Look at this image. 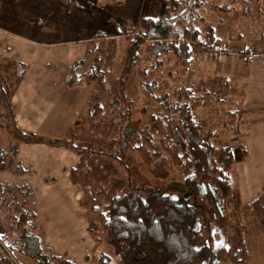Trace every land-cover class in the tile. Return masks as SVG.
<instances>
[{"label":"trees","instance_id":"obj_1","mask_svg":"<svg viewBox=\"0 0 264 264\" xmlns=\"http://www.w3.org/2000/svg\"><path fill=\"white\" fill-rule=\"evenodd\" d=\"M57 1L69 5L72 2L79 4L80 0ZM203 4V0H166L159 16L141 17L136 26L137 32L126 35L125 52L118 60L119 69L114 76L116 93L102 102L97 99L89 104L87 100L91 118L100 120L104 107L115 124L112 138V143L116 144L115 157L121 156L130 161L126 154L128 149L140 152L149 170L154 165L161 170V176L156 174L152 179L167 176L175 168L180 171L179 179L165 181L157 187L148 185L145 178H140L135 184H128L126 189L105 191L102 204H87L91 213L87 229L95 239V245L104 242L115 254L129 251L141 258L144 251L149 249L162 256V264H215L212 230L223 227L228 230L225 259L228 264H245L249 258L245 240L248 226L245 221H254L264 238V191L233 212L224 208V200L230 194V169L236 155H243L244 149L235 150L229 145L214 142L220 128L238 124L246 110L237 103H231L222 115L211 121H205L199 114L202 109L207 111L220 105L219 101L223 98L213 87L218 85V88L221 86L226 91L228 79L219 75L217 85L202 87L198 92L195 84L186 86L183 81L175 82L173 87L170 79L164 84L158 72L163 57L170 52L176 55L182 70L186 72L191 67L192 50L196 43L214 48L209 56L217 58L220 39L214 36L210 27L206 28L203 38H199L197 24L202 19L199 11ZM209 6L214 12L231 9L226 2ZM116 30L119 33L124 31L119 24ZM146 41L148 44L141 56L146 64L137 68V83L149 99L148 103L140 98L128 99L124 94L126 79L138 57L137 51ZM117 43L114 36L95 31L85 51V55H92L87 69L80 71L85 57L75 60L67 68L65 83L69 86L92 82L105 84V77L111 72L110 66L116 59ZM16 63V70L19 68V71H15L11 83L5 81L0 70V106L4 109L0 117L12 115L9 94L25 71L22 62ZM152 71L158 74L151 77ZM167 76L169 78L171 74ZM13 129L21 140L63 145L76 150L70 139L20 131L15 125ZM16 149L17 144L0 147V165L4 156H13ZM84 161L82 155L77 166L69 169V177L88 192ZM137 167L139 171L143 169L141 165ZM15 171H23L19 161H16ZM0 194L1 205H6L12 217L8 227L13 239L9 241V229L4 230L5 234L2 235L10 248L31 258L34 264H75L55 254L36 233V213L32 208L33 190L30 184L0 180ZM218 221H224V224L218 226ZM110 260L108 254L100 252L96 264H110ZM8 261H11L10 258Z\"/></svg>","mask_w":264,"mask_h":264},{"label":"rangeland","instance_id":"obj_2","mask_svg":"<svg viewBox=\"0 0 264 264\" xmlns=\"http://www.w3.org/2000/svg\"><path fill=\"white\" fill-rule=\"evenodd\" d=\"M98 1L102 2L103 0ZM98 1L80 0L79 4L72 2L69 5H65L57 0H0V19H7V28H0L1 31H6V33H3L2 35L0 34V50L3 52L5 47V49H8L6 50V53L11 56L0 60V63H2L0 65V70L7 83H11L13 81L15 76V72H13V70L19 71V68L16 70V62L22 61L16 60L17 58H12L20 56V52L18 51V55H16V51L12 49V45L8 43L9 41H7L6 38L16 35L24 36L26 38L30 36V38L26 39L25 43H31V41L39 40L43 34L38 33L36 26L40 24L38 19L42 20L43 12L45 10L47 12V9H50L48 11V13L50 12V15L54 14V17H57V21L53 22L55 23L56 30H58V36H67V29L70 28L69 30H73L76 28L79 30L82 29L83 35L89 36L91 34L90 37H92V33L95 30L94 26L104 24L102 22L107 18L111 20V22H109L110 27L109 29H104L106 31L101 30V32H103L105 36H114L118 42L115 52L116 59L110 66L112 67L111 72L105 77V84L92 82L88 84H80L81 86L74 85L65 90L60 89V83H58L60 74L58 71H60V73H63V71L65 72L67 70V62L64 58L59 57L60 54L57 49L58 46L47 48V56H44L47 58H45V61L40 62V65H42L41 67L45 69L48 68V73L50 74L46 83L44 82V84L41 85L38 84V89L40 88V91H36L31 102L32 105H37V103L40 102L38 112H34L32 109H28V112L33 116V123L37 128H41V130L43 129L44 132L49 133L50 135H62L63 137H66L63 139H70L73 142L76 146V150L69 149L63 145L56 146H62L74 151L77 154V162L75 166H77L79 158L84 155V164L87 167L86 174L88 176V181L86 182L88 192L86 190L84 191L83 187H81L78 182L71 181L70 177H68L70 180L66 179L64 176L62 177L60 172L56 173V176L58 177L56 180H45V178L52 176V173L50 172H38L37 175H32V173H30V176H27V179L31 180L33 185L36 184L39 186L36 188L32 187V208L37 213V216L34 219V223L36 225L35 231L43 239V242L47 247L51 246L57 250L55 251L49 247L55 254H57L56 252L61 251L59 254L66 259H71L73 263L75 262L76 264H96V257L100 252H104L110 256V264H162V256L149 249L144 251L141 258H138L133 256L129 251H123L120 254H115L113 249L104 242H97V245H95V239L87 229L91 217L87 204H102L106 196L105 191H118L119 189H126L128 188V184L138 182L140 178H145V183L153 187H157L160 183L165 181L180 178V171L178 168H175L173 171H170L167 176L152 179L156 174L161 176L160 168L154 165L151 169L154 172L149 170L147 166L148 163L143 159V157H141V153L132 149H128L126 152V154L130 157V161L121 156L119 158L115 157L113 152L116 149V144L114 145V143H112V138L115 135L113 128L115 124L112 123V118L108 116L104 107L100 112V120H95L88 114L89 104L94 103L97 99L101 102L103 100L106 101L108 98L113 97L114 93H116L114 76L119 69L118 60L125 52L124 45L126 44V35L131 34V32H137L135 31L137 28L136 26L141 18L140 17L136 20L137 18L133 15L136 12H139V14L141 13V15H156V13L149 12L147 10L149 4H153V0H142L139 2L140 7L139 5L135 7L136 12L134 14H131L132 12L130 13L131 22H129V18L125 16L122 10V4H117L115 6V1L113 2L112 0H108L111 4L109 5L110 8L106 14L100 8ZM203 1L204 6L199 11L202 19L200 20V24H197L200 31L199 38H203L206 28L210 27L211 31H213L212 24L207 23L205 19H217L212 21L213 25H216L214 27L215 31L218 30L221 32V34L216 32V36L219 37L224 34V38H221V41L222 43L224 41L227 44V47L220 45L219 49L222 48V50H217V58L212 59L209 54L213 53V51H210V49L206 48L204 45L196 43L194 49L192 50L193 60L190 65L191 67H189L186 72L182 70L176 55L170 52L163 57V63L161 64V68L158 69V72L161 73V78L163 79L162 82L164 84L168 79H170L173 87L175 82L183 81L186 86L189 84H195L194 87L197 88L196 90L198 92L201 91L200 88L202 87H212V85H217L216 82L219 81V75L226 76L228 79L226 82L228 83V86L227 84L225 86L227 88L226 91H223L221 86L218 88V85L217 87H213L215 89L217 88L216 90L219 91L223 98L222 101H219L220 105H216V108H208L207 111L202 109L199 113L202 114V118L205 121H208V119L211 121L210 119H215L218 115H222V113H224V109H226L229 104L237 103V105H239L238 102L232 100L233 98L235 99L236 96L234 97L229 93L230 87H233L231 84L232 80L226 74L228 72L230 75L228 71L229 63H217L216 65L213 64V62H215V60L222 55L223 57L238 56L240 48L239 44L243 43L241 41L239 42L240 39H244L245 42L248 37L249 40L246 41L248 43H245L247 45L251 44H249L250 39H259L264 41V0ZM222 2L228 3L231 9L226 12L215 11V14L213 13L215 16L218 15V17L223 16V20H221V17L220 19L217 17L213 18L214 15L209 13L214 11L211 10L209 4L214 3L219 5L222 4ZM157 4L159 6L158 11L161 14L164 10L166 0H157ZM70 6H72V12L66 13L64 10ZM60 7H64V9H61ZM127 8L129 7L127 6ZM203 16L206 18L204 19ZM229 20L230 24L228 23ZM50 21L52 22L51 18L50 20H46L45 23L49 24L48 22ZM131 23H134L135 25L132 26ZM27 24L29 28L26 26ZM117 24L123 27V33H119V31L116 30ZM224 24H226V28ZM85 28H88L87 31H84ZM1 31L0 33H2ZM27 33L28 35H26ZM79 35L80 34H76V36ZM88 40L86 41V49L88 47ZM54 42L56 43H49L52 45L60 44V41L58 40ZM34 44L37 45V43ZM147 44L148 41L143 43L138 49V57L131 67L124 86V94L126 98H140L145 103H148L149 99L142 92L137 83V68L146 64V62L142 60L141 56L144 53V48ZM26 54L33 58L31 54ZM21 57L26 59L24 51ZM31 57L30 60L27 61L28 64H32L37 61V59L31 60ZM91 58V54L85 55V63L81 67L80 71L83 72L87 69ZM22 63L25 65V69L22 68V70H26V64L24 62ZM158 72L152 71L150 76L154 77L158 74ZM168 74H171V77L169 76L168 78ZM40 83H43V81ZM83 94L85 95V99H89V104L87 100L84 103L82 102L83 105L80 103L79 99ZM50 95L53 96L52 100L55 97H58V99L52 101V108L55 106V109L51 113H47V110L45 109L44 114V112L40 110L41 108H44L45 103L42 97ZM68 97H72V102H69ZM207 97H209V95H207ZM66 107H69L70 112L63 110ZM70 108H72V110H70ZM2 110L3 109L0 106V112H2ZM66 113H71L73 117L68 118ZM45 116L46 119H43ZM7 118L1 119L2 124H0V143L4 145V148L10 147L11 144L19 145V142L21 141L18 134L14 131L13 125L11 124V126L9 124L10 119L8 118V120ZM40 120H44V122L42 124H38ZM49 120H52L55 124H50ZM240 120L242 119H239V122H241L239 124L232 123L225 128H220L219 135L214 138V142L229 145L235 150L242 148L244 139L243 133L245 131L246 123L245 121L243 122ZM67 123L70 124V126L68 125L67 130H64L61 134L55 132L54 127H65ZM244 154L240 155L239 153L236 155V161L233 163L229 172L230 194L224 200V208L226 211L233 212L239 206L243 205L242 201L238 200V197L240 188H245L246 183L240 181L239 174H242L245 171V168H247V171L251 170L252 174L256 173V176L264 175V166L262 167L263 164L260 162L261 157L252 158L250 155L246 160V156ZM26 156L28 158V154ZM13 158H16L15 154L13 156H4L3 165L1 164L3 166V170L0 168V176H2L0 180H5L4 178L12 180L13 182L21 180L18 179L17 176H13V166L15 162V159L13 160ZM118 159H120L121 162ZM32 162L34 163V161ZM36 162H39L38 166H41L43 163L47 164L46 161H43L41 165V161ZM246 162H248V165ZM253 163L254 165L252 166ZM139 165L143 166V169H140V171L137 167ZM80 175V177H83L82 174ZM234 176L238 178L236 181ZM258 190L261 191V189H256V191ZM200 202L203 203L202 200H200ZM207 205L208 203H206V206ZM9 212L10 210L6 208V205H1L0 203V264H8V262L9 264L10 262L15 264H34V261L31 258L20 255L14 249L9 247L7 239H3L4 237L2 238V235L5 234L4 230L7 231L10 228L8 226H10L9 222L12 220V217L8 215ZM51 218H55V220H53L54 222H52ZM245 223L248 226V232L245 240L248 243L249 255L248 261L245 264H264V238L254 221L246 220ZM217 224L218 226L222 225L224 224V221H218ZM212 231L214 240V257L216 259L215 264H228L225 259L228 246V230L223 227H219L217 229H213ZM8 232V235L10 236L9 241H11L13 236L10 229ZM9 258L11 261H8Z\"/></svg>","mask_w":264,"mask_h":264},{"label":"crops","instance_id":"obj_3","mask_svg":"<svg viewBox=\"0 0 264 264\" xmlns=\"http://www.w3.org/2000/svg\"><path fill=\"white\" fill-rule=\"evenodd\" d=\"M85 1H93V0H85ZM112 1L113 2L115 1V4H114L115 6L117 4L119 5L122 4V10L124 14L127 18H129L128 21L131 22L130 13L132 12L131 14H134L136 12L135 7L137 5H139L140 7L139 2H141L142 0H112ZM152 2L153 4L151 5L149 4V6L147 7V10L149 12L156 13V15L155 16L141 15V13L139 14V12H136L133 15L135 18H137L136 20H138L140 17H143V16L144 17H157L160 15L158 11L159 6L157 4V0H153ZM98 4H100V8L102 9V11L107 14L108 9L110 8L109 5L111 4V2H108V0H103L102 2H99ZM127 6L129 8H127ZM60 8L64 9V7H60ZM71 8L72 6L67 7V9H65L64 11L66 13L67 12L71 13L72 12ZM49 10L50 9H47V12L46 10L43 12L42 20L38 19V22L40 24L36 26L37 27L36 30L38 31V33H41L43 35H41L39 40H36L37 42L31 41V43H25L26 39L30 38V36L26 38L24 36L16 35L10 38H6V40L9 41L8 43L12 45V49L16 51L15 54L18 55L17 54L18 51L20 52L19 53L20 56H16L13 54L16 57H12V58L13 59L17 58L16 60H20L24 62L27 66V69L23 72L18 83L12 88L13 90L11 89L10 91L9 104H10V109H11V114H12L11 117H8L10 120L7 118V116H1L0 124H2L1 119L7 118L9 120V124L15 125L16 128H18L20 131H26V132L29 131V132H33L39 135H46V136L55 137V138H66V137H63L62 135H50L49 133L44 132L43 129L41 130V128H37L36 125L33 123V116L30 115V113L28 112V109H32L34 112H38L40 102L37 103V105L36 104L32 105L31 102H32V99L36 91L37 90L38 92L40 91V88L38 89L39 87L38 84L41 85V84H44V82L46 83L48 80V76L50 74L48 73L49 69L42 68L41 67L42 65H40V62L46 60L45 58L47 57H44V56H47L46 54L48 51L47 48L58 46L57 49L59 50V54H60L59 57H62L65 59V61L67 62V68H68V66L71 63H73L75 60L85 57L86 44H87L86 41L88 39L90 40L92 37H90L91 34L89 36L83 35L82 29L79 30L76 28L73 30H69L70 28L67 29L68 30V31L66 30L67 36L65 35L58 36V30H56L55 23H54L55 21H57V17L56 16L54 17V14L50 15V12L48 13ZM213 13L215 14V12H212L209 14H213ZM216 17L218 19H220L221 17V20H223V16H220V17H218V15L213 16V18H216ZM50 18L52 19V22L50 21L48 22L49 24H46L45 21L50 20ZM203 18L205 19L206 17L203 16ZM68 20H73V19H68ZM205 20L207 21V23L212 24V27H213L212 33L214 34V36H216V32H219V31L218 30L215 31L214 27L216 25H213L212 21L217 20V19L210 18L207 20L206 18ZM109 22H111V20L107 18L104 19V21L102 22L104 24H99V25L94 26L95 30L93 31V33L95 31L109 29L110 27ZM228 23L230 24V20L228 21ZM131 24L132 26L135 25L134 23H131ZM26 26L29 28L28 24ZM224 26L226 28V24H224ZM4 27L7 28V19H0V28L4 29ZM87 29L88 28H85L84 31H87ZM1 32H2L0 33L1 35L3 33H6V31L4 32L1 31ZM219 33L221 34V32ZM76 34H80V35L76 36ZM26 35H28V33ZM216 37L220 39V45H222L223 47H227V44L224 41L223 43L221 41L222 40L221 38H224V34L220 35L219 37L218 36ZM57 40L60 41V44L52 45V44H55L56 42L54 41H57ZM248 40H249L248 37L245 40V42H244V39L239 40V42L241 41L243 43L239 44L240 48H239L238 56L223 57L222 55V56H219V58L216 59L215 62H213V64L217 65V63L218 64L219 63H223V64L229 63L228 71L230 75L228 74V72L226 74L232 80L231 84L233 86V87H230L229 93L230 95L232 94L234 97L236 96V98L235 99L233 98L232 100H235L236 102H238L240 107L246 110L242 114V117H241L242 120H240L243 122L245 121L246 123L245 131L243 133L244 139H243V144H242L243 145L242 148L245 150L244 155L246 156V160L249 158L250 155L252 156V158L261 157L260 162H262L263 164L262 167H263L264 166V41H261L259 39H252V40L250 39L249 44L250 43L251 44L247 45L245 43H248L246 42ZM49 42H52V44H50ZM34 43H37V45ZM6 50L8 49H5V47L3 49V52H1L0 50V60L8 56L11 57L9 54L6 53ZM22 50L24 51L26 59H23L21 57L23 53ZM26 53L31 54L33 58ZM30 57L32 58L31 60L37 59V61L35 63L28 64L27 61L30 60ZM13 72H15V70H13ZM58 73L60 74L59 81H58V83H60V86H59L60 89L65 90V89H68L69 87H72L65 83L67 70L65 72L63 71V73H60V71H58ZM42 81L43 83H40ZM52 97H53L52 95L42 97L45 103H44V108H41L40 110H42L44 114H45V109L47 110V113H51L55 109V106H53L52 108V101L55 99H58V97H55L53 100H52ZM68 99H69V102H72V97H68ZM79 100H80V103L82 104V102L84 103L88 99H85V95L83 94ZM63 110L69 111V107H66ZM70 110H72V108H70ZM66 114L68 118L73 117L71 113H66ZM43 119H46V116ZM49 121H50V124H55L54 122H52V120H49ZM43 122L44 120H40L38 124H42ZM239 123L241 122H238V124ZM68 125L70 126V124L67 123L65 127H61V126L54 127L55 132L56 133L58 132L60 134L63 133L64 130H67ZM0 147L4 148V145L0 143ZM27 154H28V158L26 156ZM7 155L11 156V154H7ZM15 157L16 158H13V160L15 159V162L12 160L14 162L13 176H17L18 179H21V180L13 182L12 180H7L6 178H4L5 180L3 181L13 182L14 184H18V183L21 184V183L27 182L28 184H30L32 187H35V188L39 186L36 184L33 185L31 180L27 179V176H30L29 175L30 173H32V175L33 174L37 175L38 172L40 173L50 172L52 173L51 174L52 176L45 178V180L46 179L56 180L58 178L56 176L57 175L56 173L60 172L62 177L64 176L66 179H68L69 169L72 167H75V164L77 162V154L74 151H71L62 146H52L48 144L28 142L26 140L25 141L21 140L19 142V145H17ZM16 161L20 162L23 168L22 172L15 171ZM32 161H34V163ZM36 161H41L40 165L42 164L43 161H46L47 164L43 163L41 166H38L39 162H36ZM3 162L4 161H2V165H3ZM246 163L248 165V162ZM260 164H259V168H260ZM2 165H0L1 170H3ZM253 165L254 163L252 164V166ZM255 174H252L251 170L247 171V168H245V171L242 174H239L240 181L246 183L245 188L244 187L240 188V193L238 197V200L242 201L243 204L251 201L256 196H258L260 192L264 191V175L259 176L257 174L259 176L258 177ZM1 177L2 176H0V179ZM234 178H235V181L236 179H238L235 176ZM256 189H261V191L260 190L256 191ZM36 216H37V213H36ZM51 220L52 222H54L53 220H55V218L54 219L51 218ZM52 249H54V247ZM54 250L57 251L56 249ZM60 252L61 251H58L56 253L59 254Z\"/></svg>","mask_w":264,"mask_h":264},{"label":"built area","instance_id":"obj_4","mask_svg":"<svg viewBox=\"0 0 264 264\" xmlns=\"http://www.w3.org/2000/svg\"><path fill=\"white\" fill-rule=\"evenodd\" d=\"M208 49H210V51H211V50H212V51L214 50V48H212V47H210V48H208ZM219 50H222V48H221V49H219Z\"/></svg>","mask_w":264,"mask_h":264},{"label":"snow or ice","instance_id":"obj_5","mask_svg":"<svg viewBox=\"0 0 264 264\" xmlns=\"http://www.w3.org/2000/svg\"><path fill=\"white\" fill-rule=\"evenodd\" d=\"M222 243V242H221Z\"/></svg>","mask_w":264,"mask_h":264}]
</instances>
